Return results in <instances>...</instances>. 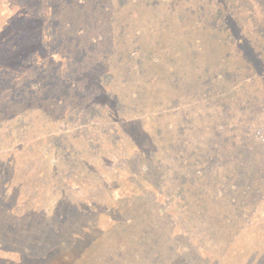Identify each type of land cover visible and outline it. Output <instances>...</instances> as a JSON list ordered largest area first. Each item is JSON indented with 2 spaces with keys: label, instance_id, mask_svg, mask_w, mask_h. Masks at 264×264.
<instances>
[{
  "label": "trees",
  "instance_id": "trees-1",
  "mask_svg": "<svg viewBox=\"0 0 264 264\" xmlns=\"http://www.w3.org/2000/svg\"><path fill=\"white\" fill-rule=\"evenodd\" d=\"M257 35L264 0H0V264H224L264 217Z\"/></svg>",
  "mask_w": 264,
  "mask_h": 264
},
{
  "label": "rangeland",
  "instance_id": "rangeland-1",
  "mask_svg": "<svg viewBox=\"0 0 264 264\" xmlns=\"http://www.w3.org/2000/svg\"><path fill=\"white\" fill-rule=\"evenodd\" d=\"M180 5H184V3H180ZM188 14L190 15L189 11H188ZM251 21L252 20H249V26L251 25ZM251 30H252V27H251ZM252 31L255 32L254 30H252ZM253 40H255L256 45L259 44V46H261L263 48L264 37H262L261 35L260 36L257 35L256 38L254 37ZM258 42H260V43H258ZM248 60L250 61V59H248ZM254 69H255V73L261 72L259 67H255ZM262 77H264V76H262ZM262 204H264V195L260 199V201L256 204V206H257L256 208L262 207ZM254 224H256L254 227L250 226L249 229H245V230H242L238 226H236V228L233 227L234 230L238 231L237 235L239 234V231H241L239 238H236L235 236H231V237L225 236V237L218 239V242H216V246H215V248H217V250L215 251L217 259L220 258V255H222V254L224 255L225 253H227L226 257H225V261H223V263L224 264H236L241 255H244V256L247 255L245 249H246L248 244L250 246H252L253 249L258 248L254 252V254L256 256L264 255V217H261L258 221L254 222ZM181 241H186V239L183 238V239H181ZM5 242L10 245L9 246L10 249H12L14 251H17V250L22 251V248L19 246L20 241L14 242L11 237H8V239H6ZM6 243H4V244H6ZM199 243L201 245H205L204 238H202V239L200 238ZM237 246L242 248V250L240 252L234 251L235 249H237ZM194 247L196 249L195 245H194ZM190 252L194 253L193 251H190ZM233 252L235 253V258H230V254ZM196 254H197V260L199 262L205 260L204 258L199 256L201 254H199L197 251H196ZM201 256H203V255H201ZM194 257L195 256L193 254H186V260L188 262H190L192 264H197V261L192 259ZM235 259H237V261Z\"/></svg>",
  "mask_w": 264,
  "mask_h": 264
}]
</instances>
